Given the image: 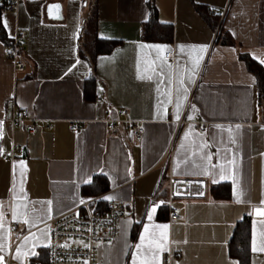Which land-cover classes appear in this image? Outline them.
I'll use <instances>...</instances> for the list:
<instances>
[{
  "label": "crops",
  "instance_id": "0c3cea01",
  "mask_svg": "<svg viewBox=\"0 0 264 264\" xmlns=\"http://www.w3.org/2000/svg\"><path fill=\"white\" fill-rule=\"evenodd\" d=\"M92 9L97 37L114 44L88 61L77 35ZM150 20L170 37L142 38ZM0 28L3 256L11 246L12 261L44 263L47 221L92 199L126 209L96 264H159L162 251L168 264H238L228 241L243 216L247 264H264V214L252 215L264 209V90L243 60L264 71V0H16ZM15 30L20 71L5 53ZM21 108L31 131L9 122ZM121 109L142 124L139 142L122 122L106 127ZM170 179L200 193L172 197V220Z\"/></svg>",
  "mask_w": 264,
  "mask_h": 264
},
{
  "label": "built area",
  "instance_id": "2783aa9c",
  "mask_svg": "<svg viewBox=\"0 0 264 264\" xmlns=\"http://www.w3.org/2000/svg\"><path fill=\"white\" fill-rule=\"evenodd\" d=\"M15 4L16 0H6L1 11L14 10ZM23 44V31L15 30L11 37L10 46L5 49V53L9 55L15 71H20L23 68L22 64L16 59L17 51ZM163 55L168 57L169 53L165 52ZM116 121L123 123L133 142L140 141L143 127L139 121L128 118L124 109L117 112L115 119L107 121L106 127L112 129ZM9 122L12 126L22 124L26 130H32L31 118L25 108L15 110ZM260 123L264 125V117ZM77 127L75 121H69L67 124L70 132H75ZM169 182L170 189L165 203L169 207L167 218L172 220L177 217V209L170 205L172 197L200 193L188 190L187 185L190 182L188 179H170ZM92 201V199L82 200L75 207L55 215L47 221V258L44 263L37 262L33 264H96L97 245L110 242L115 237L117 221L126 209L121 203L115 201H107L103 207L94 208L90 205ZM11 249L10 246L7 256L0 253V264H18L10 259ZM168 258L169 253L162 251L159 264H168Z\"/></svg>",
  "mask_w": 264,
  "mask_h": 264
},
{
  "label": "trees",
  "instance_id": "16d2710c",
  "mask_svg": "<svg viewBox=\"0 0 264 264\" xmlns=\"http://www.w3.org/2000/svg\"><path fill=\"white\" fill-rule=\"evenodd\" d=\"M6 0H0V10L4 6ZM96 21L94 10L82 17L77 35V53L79 56L92 61L99 54L107 52L114 44L113 41L100 39L96 35ZM142 38L145 40L167 39L170 37V26L153 21H148L142 25ZM2 31L0 28V39ZM245 65L252 72L255 79V87L260 96L264 90V71L258 63L248 57L243 58ZM97 177H94V179ZM215 196L221 197L227 192L226 184H218L211 187ZM248 217L243 216L238 220L232 229L231 236L228 241V252L234 256L238 264H247V240H248Z\"/></svg>",
  "mask_w": 264,
  "mask_h": 264
},
{
  "label": "water",
  "instance_id": "95a60500",
  "mask_svg": "<svg viewBox=\"0 0 264 264\" xmlns=\"http://www.w3.org/2000/svg\"><path fill=\"white\" fill-rule=\"evenodd\" d=\"M262 214H264V209L263 208H255L252 211V215L253 216H261Z\"/></svg>",
  "mask_w": 264,
  "mask_h": 264
}]
</instances>
